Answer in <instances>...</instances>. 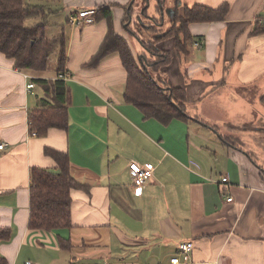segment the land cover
<instances>
[{
	"label": "crops",
	"instance_id": "0c3cea01",
	"mask_svg": "<svg viewBox=\"0 0 264 264\" xmlns=\"http://www.w3.org/2000/svg\"><path fill=\"white\" fill-rule=\"evenodd\" d=\"M46 1L49 16L60 19L56 29L63 26L64 71L58 73L55 62L51 70L18 69L0 52V142L6 143L0 149V228L10 230L9 239H0V257L8 264H173L170 258L187 241L193 243L189 260L179 264H264V33L254 32L264 19V0H175L165 7L170 23L174 7L228 4L223 20L188 25L187 55L175 51L173 38L156 44L170 52L161 71L184 88L190 108L188 120L168 125L144 118L123 99L127 73L117 53L85 65L107 33L106 21L73 26L66 20L111 4L113 30L138 59L142 49H133L122 31L148 18L140 13L142 0ZM131 1V20L123 22ZM141 20L137 27L144 31ZM59 74L68 75L63 80L71 92L67 128L30 134L28 112L46 97L36 80ZM174 127L181 133L169 131ZM244 127H250L249 150L238 145ZM46 146L67 153L70 175L86 188L71 189V227L30 233V167L56 171ZM131 161L155 165L141 194L128 173Z\"/></svg>",
	"mask_w": 264,
	"mask_h": 264
},
{
	"label": "trees",
	"instance_id": "16d2710c",
	"mask_svg": "<svg viewBox=\"0 0 264 264\" xmlns=\"http://www.w3.org/2000/svg\"><path fill=\"white\" fill-rule=\"evenodd\" d=\"M146 0H142L144 7ZM132 4L125 6L123 22H128L132 13ZM157 7L162 4L158 0ZM129 6L128 9H126ZM228 10V4L218 7H208L201 4L183 5L180 10L174 7L170 17L171 26L153 41H142L152 58L137 59L131 52L126 40L116 34L112 25L110 7L97 6L94 9L93 21L105 20L107 30L91 56L86 66H97L101 59L111 53H117L121 64L127 73L123 89V99L133 104L144 118H154L164 125L173 120H188L185 110L186 93L184 88L173 86L163 75L161 67L171 61V54L161 50L155 43L162 39L173 38L174 49L178 54L187 55L192 36L188 25L193 22H209L223 20ZM52 9L46 0L30 3L27 0H0V52L14 60L18 69L45 70L49 54L57 45L56 71L61 73L65 66V38L63 26L51 37L46 35V19ZM146 8L143 10V15ZM161 22L159 19L156 21ZM137 24V23H135ZM144 31L154 32L152 24L143 27ZM129 29V25L126 26ZM255 33H264V24L258 22ZM44 87L46 97L38 105L29 110L27 125L30 134L45 135L52 128L66 129L68 125V105L71 102V92L67 83L61 79H37ZM170 95V97H169ZM264 145V144H263ZM44 153L56 161V171L31 166L29 171V217L27 229L32 231H53L72 226L71 221V189L86 188L70 175V162L67 153L43 147ZM264 171V170H263ZM264 177V172H261ZM10 230L0 228V239L7 240ZM62 247L70 245L67 239L60 241ZM0 264H8L0 257Z\"/></svg>",
	"mask_w": 264,
	"mask_h": 264
},
{
	"label": "rangeland",
	"instance_id": "374dc122",
	"mask_svg": "<svg viewBox=\"0 0 264 264\" xmlns=\"http://www.w3.org/2000/svg\"><path fill=\"white\" fill-rule=\"evenodd\" d=\"M174 3H175V0H162V4L159 6L160 10H162V13H161L159 11L158 7H157V5H159L158 4V0H149V5L146 8V15H148V18L147 17L146 18L143 17L142 20L139 19L137 21H138V23H140V20H141V24H143V22L146 25L152 24V26L155 29L154 32H152V34L149 31H143L142 29H139L137 27V26H139L138 23L134 25L135 22L130 23L129 29H125V31H122V32H124V36L131 43L133 49H138V48L139 49H142V52H141L142 55L140 56V58H142L144 61L147 60V59H151L152 56L147 51V49H145L144 47L141 48V46H142L141 42L142 41H153V39H154L155 36L161 35L164 31H166L171 26V22L169 23V19L166 16L167 15L166 14L167 8H165V7L166 6L173 5ZM107 6L108 7H111V4H108ZM162 6L164 7V9L162 8ZM152 15H157V18H155V17L150 18L149 16H152ZM55 16L59 17V15H55ZM162 17L164 18L163 25L161 24L162 23V19H161ZM159 19L161 20V22L160 23L156 22ZM59 20H60L59 18H57L55 20V17H53V18L50 17V16L47 17L46 23L48 24V26L46 28V35L48 37H51V35L53 36L54 34H56L58 32V30L56 29L55 25L57 24V22H60ZM125 25H126V23H124V26ZM157 43H155V45ZM156 47L158 48L157 45H156ZM57 52H58V46L55 45L52 48V50H51V52L49 54V58H48V62H47V68H46L47 70L54 69V67H55V63L54 62H56ZM137 62H138V59H137ZM185 110H186V112L187 111H190V108H188V105L187 104H185ZM220 128H222V127H220ZM215 129H217L219 131V133H221L220 131L223 128L222 129L215 128ZM249 129H250V127H249ZM249 129H248V127H244V129H243L244 132L243 133H238V136H241L242 135V137H244V142L241 143V144H238V145L243 146V149H245V150H249V148H252L251 147L252 146V144H251V141L252 140L249 138V135L247 134L249 132ZM169 131L170 132L175 131L178 134L181 133V131L179 129H175V127L174 128H170ZM229 133L230 134H234V133H232L230 131H229ZM182 135H183V132H182ZM182 140L183 139L179 135H177L175 137V141L177 143L179 141H182ZM245 155H246V153H245ZM253 158H254V155H253ZM254 159H256V158H254ZM128 166H129V164H128Z\"/></svg>",
	"mask_w": 264,
	"mask_h": 264
},
{
	"label": "built area",
	"instance_id": "2783aa9c",
	"mask_svg": "<svg viewBox=\"0 0 264 264\" xmlns=\"http://www.w3.org/2000/svg\"><path fill=\"white\" fill-rule=\"evenodd\" d=\"M93 14L94 9H86L80 10L77 13H70L67 17V21L69 24L73 26H79L82 22L84 23H92L93 22ZM260 23L264 24V19L260 21ZM198 45V43H196ZM68 75L59 74L57 77L61 79H66ZM33 83H29L26 85L27 88L33 87ZM6 146L5 142H0V149H4ZM129 172L130 177L133 183V187L135 189L136 194H141L142 189L147 181H149L153 177L155 165L152 162H148L145 165H141L135 161H131L129 163ZM227 177L221 176L220 183L226 184ZM226 201H231L232 196H227ZM193 246L192 242H183L178 245L176 253L170 258V262L173 264L186 263L189 260V252L191 251ZM26 264H32L31 262H27Z\"/></svg>",
	"mask_w": 264,
	"mask_h": 264
},
{
	"label": "water",
	"instance_id": "95a60500",
	"mask_svg": "<svg viewBox=\"0 0 264 264\" xmlns=\"http://www.w3.org/2000/svg\"><path fill=\"white\" fill-rule=\"evenodd\" d=\"M130 3H132V1L130 2ZM149 5V0H146V4H145V7H147ZM143 10H144V7L143 8H141V10H140V13L142 14L143 13ZM150 18H153V17H151V16H149ZM138 19H140V18H138ZM131 20V16L129 17V21ZM169 97H170V95H169Z\"/></svg>",
	"mask_w": 264,
	"mask_h": 264
}]
</instances>
